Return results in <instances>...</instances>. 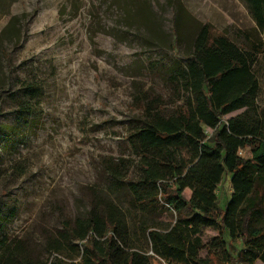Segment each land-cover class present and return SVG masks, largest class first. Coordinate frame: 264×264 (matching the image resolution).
Instances as JSON below:
<instances>
[{
	"label": "rangeland",
	"instance_id": "1",
	"mask_svg": "<svg viewBox=\"0 0 264 264\" xmlns=\"http://www.w3.org/2000/svg\"><path fill=\"white\" fill-rule=\"evenodd\" d=\"M177 1L188 12L179 16L178 47L173 0H0V251L20 241L33 263L50 260L47 240L84 217L95 196L123 211L127 248L163 264L150 254L148 232L168 231L178 213L162 183L152 184L161 212H142L128 185L113 180L101 162L133 160L134 177L138 157L128 134L144 106L172 113L186 103L180 55L192 52L199 24L238 44L257 35L239 0ZM260 85L264 96V78ZM175 147L187 161L186 142ZM186 175L191 188L226 204L228 178L210 190ZM191 193L184 190L187 198ZM216 236L204 229V245ZM232 242L240 248L238 239ZM73 245L58 259L80 262L85 243ZM206 255L203 248L200 256Z\"/></svg>",
	"mask_w": 264,
	"mask_h": 264
},
{
	"label": "trees",
	"instance_id": "2",
	"mask_svg": "<svg viewBox=\"0 0 264 264\" xmlns=\"http://www.w3.org/2000/svg\"><path fill=\"white\" fill-rule=\"evenodd\" d=\"M175 1L174 46L178 47L180 13ZM255 23L256 36L235 43L209 24H199L192 52L180 55L182 86L188 92L184 106L172 113L144 106L142 118L129 132L138 160L119 157L101 162L115 181L127 184L132 203L142 212L160 213L152 184L162 183L163 196L174 206L178 221L168 231H149L152 253L166 264H264V0H239ZM9 58V56H7ZM262 96V97H261ZM240 109L249 111L223 120ZM186 142L189 158L180 160L175 143ZM249 152V158L239 154ZM216 189L228 178L230 195L223 207L191 185ZM172 176L171 183L165 180ZM190 188L189 198L184 190ZM1 206V202H0ZM217 234L204 245L202 232ZM228 236V240L226 239ZM240 241V248L232 240ZM76 240L85 243L80 262L58 259L61 251L73 252ZM123 211L112 201L92 198L84 217L67 221L47 241L48 261L33 263L25 245L9 243L0 251V264H152L149 257L130 251ZM214 246V248H213ZM205 248L206 257L200 252ZM217 250V251H215Z\"/></svg>",
	"mask_w": 264,
	"mask_h": 264
},
{
	"label": "crops",
	"instance_id": "3",
	"mask_svg": "<svg viewBox=\"0 0 264 264\" xmlns=\"http://www.w3.org/2000/svg\"><path fill=\"white\" fill-rule=\"evenodd\" d=\"M245 8V7H244ZM245 10H246V8H245ZM246 12H247V15H248V17H249V19H250V21H251V23H252V25H253V27H255V23L251 20V18H250V16H249V14H248V11L246 10ZM242 152H244L245 153V155H242V156H244V157H246V158H249V152L246 150V149H240L239 150V153H242ZM150 257V256H149ZM153 257V256H152ZM154 259H158L159 261H161L163 264H166L163 260H160L159 258H157L156 256L155 257H153Z\"/></svg>",
	"mask_w": 264,
	"mask_h": 264
},
{
	"label": "built area",
	"instance_id": "4",
	"mask_svg": "<svg viewBox=\"0 0 264 264\" xmlns=\"http://www.w3.org/2000/svg\"><path fill=\"white\" fill-rule=\"evenodd\" d=\"M150 254H151V256L155 257V255L152 253V251H150Z\"/></svg>",
	"mask_w": 264,
	"mask_h": 264
}]
</instances>
